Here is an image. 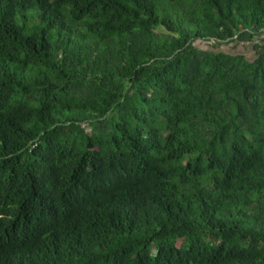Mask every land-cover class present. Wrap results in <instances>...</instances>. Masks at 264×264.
Segmentation results:
<instances>
[{
	"label": "trees",
	"instance_id": "16d2710c",
	"mask_svg": "<svg viewBox=\"0 0 264 264\" xmlns=\"http://www.w3.org/2000/svg\"><path fill=\"white\" fill-rule=\"evenodd\" d=\"M0 264H264V0H0Z\"/></svg>",
	"mask_w": 264,
	"mask_h": 264
},
{
	"label": "rangeland",
	"instance_id": "374dc122",
	"mask_svg": "<svg viewBox=\"0 0 264 264\" xmlns=\"http://www.w3.org/2000/svg\"><path fill=\"white\" fill-rule=\"evenodd\" d=\"M228 49V48H227Z\"/></svg>",
	"mask_w": 264,
	"mask_h": 264
}]
</instances>
